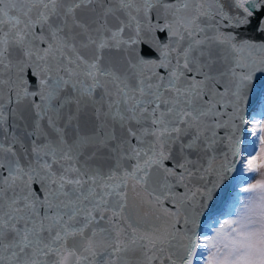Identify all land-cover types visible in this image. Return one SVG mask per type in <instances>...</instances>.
Returning a JSON list of instances; mask_svg holds the SVG:
<instances>
[{
  "label": "snow or ice",
  "instance_id": "obj_1",
  "mask_svg": "<svg viewBox=\"0 0 264 264\" xmlns=\"http://www.w3.org/2000/svg\"><path fill=\"white\" fill-rule=\"evenodd\" d=\"M0 264H264V0H0Z\"/></svg>",
  "mask_w": 264,
  "mask_h": 264
}]
</instances>
